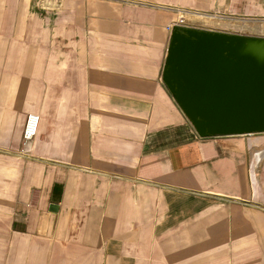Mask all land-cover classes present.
I'll return each instance as SVG.
<instances>
[{
    "label": "crops",
    "instance_id": "obj_1",
    "mask_svg": "<svg viewBox=\"0 0 264 264\" xmlns=\"http://www.w3.org/2000/svg\"><path fill=\"white\" fill-rule=\"evenodd\" d=\"M178 1L0 0V264H264V134L173 99Z\"/></svg>",
    "mask_w": 264,
    "mask_h": 264
},
{
    "label": "water",
    "instance_id": "obj_2",
    "mask_svg": "<svg viewBox=\"0 0 264 264\" xmlns=\"http://www.w3.org/2000/svg\"><path fill=\"white\" fill-rule=\"evenodd\" d=\"M162 80L200 138L264 134V38L175 27Z\"/></svg>",
    "mask_w": 264,
    "mask_h": 264
},
{
    "label": "rangeland",
    "instance_id": "obj_3",
    "mask_svg": "<svg viewBox=\"0 0 264 264\" xmlns=\"http://www.w3.org/2000/svg\"><path fill=\"white\" fill-rule=\"evenodd\" d=\"M48 2L41 0L42 7L49 8ZM187 3L168 4L178 14V27L264 38V0H201L198 4L204 6Z\"/></svg>",
    "mask_w": 264,
    "mask_h": 264
},
{
    "label": "built area",
    "instance_id": "obj_4",
    "mask_svg": "<svg viewBox=\"0 0 264 264\" xmlns=\"http://www.w3.org/2000/svg\"><path fill=\"white\" fill-rule=\"evenodd\" d=\"M178 23L175 24V27H178ZM173 28V29H174ZM181 28V27H179ZM172 27H169L168 30H173ZM38 126H39V116L35 114H31L27 117V121L25 124L24 132H23V141L24 146L28 145L30 142L34 140V138L37 135L38 132Z\"/></svg>",
    "mask_w": 264,
    "mask_h": 264
},
{
    "label": "bare ground",
    "instance_id": "obj_5",
    "mask_svg": "<svg viewBox=\"0 0 264 264\" xmlns=\"http://www.w3.org/2000/svg\"><path fill=\"white\" fill-rule=\"evenodd\" d=\"M213 28H214V25H213ZM224 28H226V27H224Z\"/></svg>",
    "mask_w": 264,
    "mask_h": 264
}]
</instances>
